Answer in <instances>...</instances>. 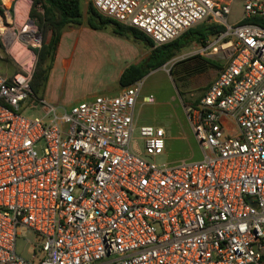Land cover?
I'll use <instances>...</instances> for the list:
<instances>
[{"label":"built area","instance_id":"1","mask_svg":"<svg viewBox=\"0 0 264 264\" xmlns=\"http://www.w3.org/2000/svg\"><path fill=\"white\" fill-rule=\"evenodd\" d=\"M91 1L156 46L223 27L198 43L220 67L185 106L203 157L155 161L166 132L137 128L143 79L66 107L34 96L33 67L0 74V264H264V0L233 23L235 0Z\"/></svg>","mask_w":264,"mask_h":264},{"label":"rangeland","instance_id":"2","mask_svg":"<svg viewBox=\"0 0 264 264\" xmlns=\"http://www.w3.org/2000/svg\"><path fill=\"white\" fill-rule=\"evenodd\" d=\"M24 1L0 0V74L7 77L22 71L25 61L32 65L34 72L38 60L37 53L34 51L35 47L32 45L34 41H28L21 36L23 24L28 21L27 16L23 20L19 14V10L27 8L29 18H36L37 16H32V9L34 8L36 11V2L32 5L30 0ZM16 2L18 7L15 11ZM90 2L92 1L82 2L84 21H86V16H89L87 10ZM26 12L24 11V13ZM241 12L242 2L235 0L232 13L229 16V23L238 20L241 17ZM39 20L35 24L41 35L42 47L44 42L50 41L52 32L46 28H43L42 32ZM86 26L88 25L86 24ZM89 30L93 37L90 48L72 54L66 67L59 66L51 78L48 95L44 93L45 89L44 92L37 95L38 99H45L50 103L47 99L51 97L56 100L57 105L70 107L81 101L90 100L91 96L109 94L110 92L101 85L107 78L106 72L114 62L121 57L129 58L131 61L140 57L144 59L148 58L151 53L152 48L140 41L128 37H116L111 26L99 32ZM10 31H13L17 36L14 43L17 48L8 46L7 36ZM13 32H11V38L14 37ZM71 44L72 41H68L66 45ZM131 47H134L137 54ZM22 48L29 52L31 57ZM36 48L40 47L36 46ZM13 49L15 54L12 53ZM197 51L198 44L191 43L178 51L163 66L150 71L143 78L141 91L134 108L135 122L137 128L142 125L164 128L166 132L165 149L161 155L155 157L157 163L194 161L203 157V150L194 135L185 112V106L200 98L216 77L219 69L208 65L205 58ZM69 56L68 54L67 58ZM49 63L50 60L45 64ZM150 94L154 96V101L146 102L144 97ZM41 111L42 108L39 105L35 110H27L26 114L40 115ZM35 237L32 231H27L25 238L18 241V249L24 250V254H27L30 244L26 240L34 241Z\"/></svg>","mask_w":264,"mask_h":264},{"label":"trees","instance_id":"3","mask_svg":"<svg viewBox=\"0 0 264 264\" xmlns=\"http://www.w3.org/2000/svg\"><path fill=\"white\" fill-rule=\"evenodd\" d=\"M85 0H35L36 3L41 2L44 12L38 13L32 9V16L35 15L37 20L41 22V29L43 28L52 32V37L48 43H43L42 47L34 48L38 60L35 66L31 88L34 96L45 91L48 83L50 71L56 57L57 48L60 42L62 30L68 24L80 25L82 23V2ZM88 23L91 28L102 30L108 26L112 27L113 32L122 37L132 38L140 41L152 48L151 53L145 60L130 65L122 74L120 84L125 87L131 83L144 78L150 71L163 66L170 59H172L178 51L191 43H200L202 38L208 34L214 33L223 28L222 26H206L199 25L182 33L175 40L156 46L154 41L141 30L126 26L101 14L93 5L92 2L88 4ZM50 60V63H45ZM206 63L210 66L219 68L220 64L212 59L205 58ZM46 65V66H45ZM43 90V91H42Z\"/></svg>","mask_w":264,"mask_h":264},{"label":"crops","instance_id":"4","mask_svg":"<svg viewBox=\"0 0 264 264\" xmlns=\"http://www.w3.org/2000/svg\"><path fill=\"white\" fill-rule=\"evenodd\" d=\"M86 1V0H85ZM84 1V2H85ZM41 4V2H38ZM38 12V11H36ZM44 12V10H43ZM42 12V13H43ZM86 21L83 19L82 15V23L80 25H73L68 24L64 27L62 30L60 42L57 48L56 58L54 60L52 69L50 71L46 91L44 92L46 95H48L49 92V85L51 83V78L56 73L59 66L66 67L70 59L72 57V54H75L77 51L85 50L87 48H90L91 42H92V33L89 29L95 30V31H101L97 29H93L90 27L88 23V16H86ZM86 24L88 26H86ZM89 27V29H88ZM112 36V35H111ZM122 38V36H117ZM68 41H72L71 45H66ZM133 52H135L134 47H131ZM137 54V52H135ZM68 54L70 55L69 58H67ZM146 58L142 59L141 57L139 59H133L132 61L129 58L121 57V59L117 60L112 64L111 67H109V70L106 72L107 78L104 80L101 86L104 87V89L108 90L109 94H117L119 91L122 90L123 86L120 84V78L124 71L132 64H137ZM143 79V78H142ZM132 84V83H131ZM108 94V93H105ZM98 95V94H97ZM96 96V95H95ZM94 96H91V99ZM50 101V103L56 104V100L53 98L47 99ZM71 105V104H70ZM69 105V106H70Z\"/></svg>","mask_w":264,"mask_h":264},{"label":"bare ground","instance_id":"5","mask_svg":"<svg viewBox=\"0 0 264 264\" xmlns=\"http://www.w3.org/2000/svg\"><path fill=\"white\" fill-rule=\"evenodd\" d=\"M24 1V0H23ZM25 2V1H24ZM23 6V5H22ZM28 7V6H27ZM23 8V7H22ZM27 9V8H26ZM25 8L24 9H22V10H19L20 12H19V14H20V16H21V18L24 20V18H26V10ZM24 11L26 12V13H24ZM34 28L33 27H31V26H23L22 27V34H21V36L23 37V38H25V39H29V40H32L33 39V37H32V35H30L29 33L33 30ZM11 32H13V31H10V32H8V36H7V42L9 41V42H11L12 40V42H13V47H16V46H14V43L16 42V34L13 32V34H14V37H12L11 38V36H12V33ZM17 48V47H16ZM22 50H24L23 48H22ZM25 51V50H24ZM25 52H27V51H25ZM12 53L13 54H15L14 53V49L12 50ZM18 53V52H17ZM28 54H29V56L31 57V54L29 53V52H27ZM22 58H24L23 56H22ZM24 66L25 67H28V68H31L32 67V65H30L29 63H28V61H25V63H24Z\"/></svg>","mask_w":264,"mask_h":264}]
</instances>
